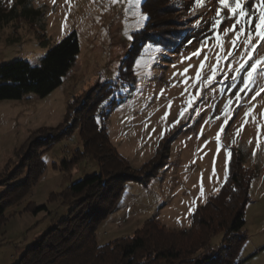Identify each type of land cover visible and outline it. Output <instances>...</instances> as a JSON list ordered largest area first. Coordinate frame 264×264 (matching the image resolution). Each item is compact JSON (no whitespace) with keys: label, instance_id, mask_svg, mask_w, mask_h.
Instances as JSON below:
<instances>
[{"label":"rangeland","instance_id":"374dc122","mask_svg":"<svg viewBox=\"0 0 264 264\" xmlns=\"http://www.w3.org/2000/svg\"><path fill=\"white\" fill-rule=\"evenodd\" d=\"M19 1L0 0L1 11H9ZM142 2L24 0L41 9L40 14L36 18L18 15L0 26V65L18 59L39 64L53 45L74 30L81 45L74 66L49 94L0 100V182L19 165L21 155L17 151L33 130L59 124L74 96L85 95L98 82L109 80L111 96L118 99V104L108 109L105 124L114 146L134 167H141L155 156L160 138L170 130L174 128L177 133L167 163L158 174L148 182L127 183L115 208L98 226V242L106 244L130 234L149 218H157L169 228L189 227L196 207L205 203L225 178L226 156L233 145L242 152L245 166L257 174L250 185L244 225L247 239L239 251L238 264H264V92L256 96V91L264 87V72L257 75L253 91L241 92L245 71H236L241 64L245 69L250 67V62L245 63V42L249 31L253 33L251 43L257 41L259 0H242L250 24L244 23L245 18L237 23V17L218 0H201L200 4L182 0L178 12L196 20L204 18L210 24L209 39L178 52L147 43L135 60L137 81L130 85L120 76L119 68L133 33L145 26L147 19L141 17L147 14ZM229 3L233 0H226ZM216 21L220 23L213 29ZM234 24L235 29L230 30ZM242 26L245 31L237 36ZM233 39L237 40L235 47ZM198 49L199 55H193ZM248 51H252L250 46ZM253 55L264 56V41ZM214 70L216 74L209 83L208 76ZM229 100L226 113L224 106ZM98 120L104 121L101 114ZM75 138L68 141L71 150L77 143ZM63 155L64 141L45 151L44 174L26 197L7 208V218L0 222V264L16 263L40 233L67 213V205L51 199L52 192L60 191L64 182L81 178L86 170H98L96 162L85 158L63 172L54 166ZM11 183L0 185V195ZM42 204L48 209L36 213L26 208ZM223 234L213 238L215 247Z\"/></svg>","mask_w":264,"mask_h":264},{"label":"trees","instance_id":"16d2710c","mask_svg":"<svg viewBox=\"0 0 264 264\" xmlns=\"http://www.w3.org/2000/svg\"><path fill=\"white\" fill-rule=\"evenodd\" d=\"M142 8L147 14L145 26L133 33L119 68L120 76L130 85L137 81L135 60L147 43L178 52L209 39L210 24L204 18H198L200 23L194 26V16L178 12L182 0H143ZM40 12L20 0L9 11L0 7V26L18 15L36 18ZM80 51L74 30L53 45L39 64L24 59L1 64L0 100L49 94L62 83ZM108 82H98L85 95L74 96L59 124L33 130L17 151L19 165L0 182H13L0 195V222H4L7 208L26 197L44 174L47 164L43 154L57 142L64 141V155L54 166L63 172L85 158L98 165L97 171L86 170L81 178L64 182L60 191L52 192L51 199L67 205V213L40 233L14 264H238L247 239L244 225L250 185L257 174L245 166L242 152L233 145L226 156L225 178L206 202L196 207L189 227L169 228L157 218H149L130 234L106 244L98 242V226L115 208L127 183L148 182L157 175L167 163L177 133L170 130L160 138L155 156L134 167L114 146L105 124L108 109L118 104ZM74 136L77 143L71 150L68 141ZM26 208L36 213L48 209L45 204ZM220 232L224 237L215 247L212 241Z\"/></svg>","mask_w":264,"mask_h":264},{"label":"snow or ice","instance_id":"6c2138e0","mask_svg":"<svg viewBox=\"0 0 264 264\" xmlns=\"http://www.w3.org/2000/svg\"><path fill=\"white\" fill-rule=\"evenodd\" d=\"M9 2L11 3V0H9ZM112 2L115 3L116 0H112ZM129 2H133V0H129ZM135 2L138 4L140 2V0H135ZM200 2H201V0H196V4H200ZM218 2L221 6H227L229 8L231 15L237 17V23L241 22L240 18H245L244 23L250 24L251 17H249V14L242 7V0H233V3H229V4H226V0H218ZM259 7H260L259 15L255 17V19H256L255 36L257 37V41L254 44L251 43L253 33L251 31H249L248 32V40L245 42V49L247 51V56L245 57V63L250 62V67L245 69L244 64H241L240 67L236 69L237 72H239L241 70L245 71V76L243 77V83H242V86L240 88L241 92L253 91L251 86H252V84L256 83L257 75L264 72V56H260L259 58H256L253 55L254 51L257 49V45L260 44L261 41H264V28H262V23H264V0H259ZM219 15H220V9H217V16H219ZM141 19L144 20V19H147V17L142 16ZM199 23H200V21L197 20L196 25H194V26H198ZM219 23H220V21H216V23L212 25L213 29H215L217 24H219ZM234 29H235V24L233 25V28L230 30H234ZM244 31H245V28L242 26L240 28V31L238 33H236V35L239 36ZM219 39H220L219 36H217V40H219ZM189 43H191V41H189ZM236 44H237V40L233 39L232 40L233 47H235ZM249 46L252 49V51H248ZM193 55H199V49L197 50V52L193 53ZM229 55H231V53H229ZM217 59H219V57ZM203 66H204V64H203V62H201L200 67L203 68ZM184 71L186 73L188 71V69L186 68ZM215 74L216 73L214 70L213 75L208 76V82L209 83L212 82ZM197 79H199V71L197 72ZM261 92H264V87H261L259 90L256 91V96L260 95ZM161 94H163V90H161ZM236 96L239 99L240 98V92H237ZM253 99H255V96L253 97ZM229 104H231V100H229V102L226 103L224 106L226 113L229 111ZM249 111H251V109ZM183 113H184V109L181 110L180 114L183 115ZM247 115H248V113H245V116H247ZM166 116H167V113H165V117H163V118H166ZM227 122L228 121L226 118L225 124H227ZM224 126H225L224 124L221 125V131L224 130ZM216 139H217V141H219L220 132H217Z\"/></svg>","mask_w":264,"mask_h":264}]
</instances>
